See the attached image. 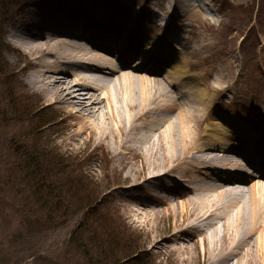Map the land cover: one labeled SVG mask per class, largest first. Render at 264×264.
Wrapping results in <instances>:
<instances>
[{
    "label": "rangeland",
    "instance_id": "1",
    "mask_svg": "<svg viewBox=\"0 0 264 264\" xmlns=\"http://www.w3.org/2000/svg\"><path fill=\"white\" fill-rule=\"evenodd\" d=\"M83 1L96 10L114 11L121 19L141 22L156 44L172 43L177 50L173 52L174 58L186 67L185 77L181 79L185 86L178 81L171 86L179 89L178 93L167 92L157 100L163 99L164 105L172 100L180 103L202 91L207 96L206 111L211 108L219 119L247 122L264 134V0H200L191 8L180 3L188 15L177 19L185 33L183 36L172 33L175 41H168L173 20L157 17L162 13V3L171 4L172 8L174 0H64ZM32 3L35 0H0V19L4 21L0 33V67L3 68L0 69V264H114L116 258L111 260L103 250L111 249L116 256L119 251L111 239L98 236L102 232L120 237L121 246L141 245L142 264L211 261L212 257L205 254L206 247L212 246L211 241L204 242L198 235V242L194 244L188 233L174 235L176 229L191 220L190 216L180 220L184 197L178 190L186 189L185 184L189 182L183 176L184 167L169 173L154 187L142 185L145 165L165 162L162 148H157L156 157L145 149L149 142L139 139L143 128L131 129L123 146L105 135L100 127L96 132L80 134L78 127L73 126L76 118H64L59 107L61 113L49 107L57 106L50 99L57 88L50 90V87H41L39 82L29 81L36 69L32 64L34 55L15 45L13 32L14 22L26 14ZM181 8L175 6L171 11L180 14ZM164 72L157 74L161 90L167 86ZM10 90L13 94H9ZM42 106L51 123L35 131L30 111ZM96 120L92 118L99 125L100 121L98 124ZM175 129L179 134L180 125L176 124ZM151 134L156 136L157 132ZM27 155L46 172V185L54 186L56 195H62L61 210L54 208L49 215L35 209L27 211L25 204L33 194L34 179H40L26 170ZM172 180L177 181V189L167 190L161 185ZM69 184L96 197L95 206L89 212L78 211L80 203L67 195ZM249 184L251 181L243 183L245 187ZM165 198L172 207L162 200ZM48 202L57 207L55 200ZM147 206L159 209L158 213L148 214ZM222 221L215 219L218 248L232 240L229 235L228 239L223 238ZM81 231H86V239L93 244L104 241L101 242L103 249L92 243L85 249L84 242L78 248ZM260 233H264L262 222ZM255 237L256 234L252 241ZM122 257H118L117 264H132ZM253 263L260 264L256 260Z\"/></svg>",
    "mask_w": 264,
    "mask_h": 264
},
{
    "label": "bare ground",
    "instance_id": "2",
    "mask_svg": "<svg viewBox=\"0 0 264 264\" xmlns=\"http://www.w3.org/2000/svg\"><path fill=\"white\" fill-rule=\"evenodd\" d=\"M199 1L174 0L172 8H181L180 3L191 8ZM170 8L171 4L163 2L162 13L157 15L160 19L173 20L168 41H175L172 33L177 32L179 36L185 33V29L179 28L177 19L188 13L184 8L180 14ZM76 13H81L82 20L89 24L94 22L92 28L102 31L101 34L107 28L110 32H124L131 37L130 41L141 44L139 48L141 46L143 51L140 52L146 53H142L140 61L132 63L120 53L121 46L115 52L107 42L103 43L98 32L76 24L73 19ZM14 24L15 45L34 55L32 64L36 69L31 72L29 81L39 82L41 87H50V90L57 88L50 97L57 106H48L60 112L59 107L64 118H76L73 126L78 127V133H93L100 127L105 135L123 146L131 129L143 128L139 139L149 142L145 149L151 150L156 157L160 147L165 158V162L149 165L153 170L145 165L141 184L148 188L184 167L183 176L189 182L185 184L188 190L181 187L178 190L184 197L180 220L188 216L191 220L176 229L174 235L188 233L194 244L198 242V235L204 242L211 241L212 246L206 247L205 254L212 259L204 264H222V261L254 264V260L264 264V233H260L261 222L264 224V134L247 122L219 119L211 108L206 111L208 104L202 91L180 103L172 100L164 105L163 99L157 100L167 92L178 93L179 89L171 86L185 77V64L174 58L173 52L177 50L172 43L156 44L141 22L121 19L114 11L94 10L92 4L84 1L35 0ZM161 70L165 71L163 79L167 86L170 85L169 89L166 86L161 90L159 86L157 74ZM180 84L185 86L184 81ZM92 118H97L100 124L94 123ZM176 124L180 125L179 134ZM151 132L157 135L152 136ZM247 181L251 184L245 187L243 183ZM162 184L167 190L178 188L175 180ZM162 200L172 207L167 198ZM148 207V214L158 213L159 209ZM216 218L223 220V238H232L225 247L215 246L218 240ZM157 249L160 250L159 246Z\"/></svg>",
    "mask_w": 264,
    "mask_h": 264
},
{
    "label": "trees",
    "instance_id": "3",
    "mask_svg": "<svg viewBox=\"0 0 264 264\" xmlns=\"http://www.w3.org/2000/svg\"><path fill=\"white\" fill-rule=\"evenodd\" d=\"M6 15V13H5ZM4 21L2 19H0V33H1V25ZM0 69H3L0 67ZM2 71V70H1ZM11 93L9 94H13V91L10 90ZM13 103H15V101L13 100ZM15 106V105H14ZM43 106L41 108H35L33 110L30 111L31 114V118L34 120V129L35 131H40L42 129H44V127H47L51 121L50 119L47 118L46 114L44 113L43 110ZM33 124V125H34ZM26 165L25 167L27 168L26 170L30 171V174L36 177H39L40 179H35L32 177V179H34V184L35 186H33V194H31V197H29L28 199V204H25V207L27 208V211L33 212L32 210L35 209V211H42L46 214L51 213V211L55 210L54 208H56L58 211L61 210L62 205H60V195L59 193L56 195L54 186H49L46 185V182H48V178H47V174L45 171L41 170V166L38 167V163H34L32 161V159L27 155L26 157ZM39 184V186H37ZM68 193L67 195H71L72 198H75L77 200L79 206L78 211L81 210V212H89V209L91 207H94L95 205V201H97L96 197L93 198L92 195H89V193L85 192L83 190V188H79L78 186H74L69 184L68 187H66ZM85 192V194H84ZM62 193V192H61ZM47 200V201H46ZM49 200L51 201H56L57 207L55 205H49ZM38 214H42V213H38ZM49 215V214H48ZM96 221H93V223ZM97 226V225H96ZM79 234V233H78ZM86 231H81L79 234V238H77L78 241V248H81V244L84 242L87 245L84 246L85 249L87 246H89L88 244L92 243L91 241H88L85 237ZM101 238H107L108 240L111 239L112 243H114V245H116L117 250L119 251L117 256L114 254V252L108 250L105 251V249L103 250V252L105 253V255H110V259L113 260L114 258H116L115 260H113L114 264L118 263V257L121 255L123 256L122 258L126 261H131L132 264H142L141 259H140V254H142L143 250L141 248V245L135 244L133 245L131 244H123L122 246L120 245V243L118 242L120 237H114L113 235L108 236L105 232L100 233ZM97 236V235H96ZM95 236V237H96ZM97 238V237H96ZM86 240L89 242H86ZM102 240V239H101ZM105 243L104 241H98L97 243L94 242L93 245H95L96 247L99 246V249H103V247L101 246L102 243ZM110 242V241H109ZM90 244V245H92ZM113 245V244H112ZM120 248V249H119ZM145 250V249H144ZM121 253V254H120Z\"/></svg>",
    "mask_w": 264,
    "mask_h": 264
}]
</instances>
